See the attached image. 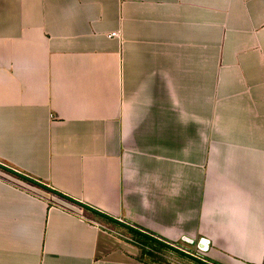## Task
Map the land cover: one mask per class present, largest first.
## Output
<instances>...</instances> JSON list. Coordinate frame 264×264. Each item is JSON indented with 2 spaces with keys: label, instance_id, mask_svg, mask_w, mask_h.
I'll use <instances>...</instances> for the list:
<instances>
[{
  "label": "crops",
  "instance_id": "0c3cea01",
  "mask_svg": "<svg viewBox=\"0 0 264 264\" xmlns=\"http://www.w3.org/2000/svg\"><path fill=\"white\" fill-rule=\"evenodd\" d=\"M0 163V264H264V0H0Z\"/></svg>",
  "mask_w": 264,
  "mask_h": 264
},
{
  "label": "rangeland",
  "instance_id": "374dc122",
  "mask_svg": "<svg viewBox=\"0 0 264 264\" xmlns=\"http://www.w3.org/2000/svg\"><path fill=\"white\" fill-rule=\"evenodd\" d=\"M190 248H191V250H193L194 255L199 254L198 252H195L198 250V248L195 245H193ZM182 249H184V251L190 252L188 250H185V248H182ZM159 251L160 252L155 254V255H157L158 258H161L163 264H197L195 260L188 258L184 255H181L178 252H175L169 248L168 249L167 248H165V249L161 248Z\"/></svg>",
  "mask_w": 264,
  "mask_h": 264
},
{
  "label": "water",
  "instance_id": "95a60500",
  "mask_svg": "<svg viewBox=\"0 0 264 264\" xmlns=\"http://www.w3.org/2000/svg\"><path fill=\"white\" fill-rule=\"evenodd\" d=\"M0 167L3 168V169H5V170H7V171H9V172H12V173L18 174L19 176H21V177L27 179L28 181H31V182L36 183V184H41V183L38 182L37 180H35V179H33V178H30V177H28V176L22 175V174H20L19 172L15 171V170H13V169H11V168H8V167L4 166V165L1 164V163H0ZM41 185H43V184H41ZM43 186L46 187L45 185H43ZM47 188H48V187H47ZM48 189H49V188H48ZM49 190H50V189H49ZM78 204H80L81 206L86 207V208H89V209L92 210V208L86 206L85 204H81V203H78ZM96 212H97V211H96ZM97 213L101 214L100 212H97ZM101 215L106 216V215H104V214H101ZM107 218H109V217H107ZM110 219H111L112 221H115L116 223H118V224H120V225H122V226L128 228V229L136 230L135 228H133L132 226L126 224L125 222H122V221H120V220H116V219H113V218H110ZM187 241L193 243V240H187ZM160 242H161L163 245L167 246L169 249H172V250H174V251H176V252H178V253H180V254H182V255H185V256H187V257L193 259V260H196V261H200V262H202V261L199 260L197 257H195L194 255H192L191 253H189V252H187V251H184V250H182V249H180V248H178V247H176V246H173V245H171V244H168V243H166V242H162V241H160ZM200 243L202 244L201 241H200ZM200 243H199V244H200Z\"/></svg>",
  "mask_w": 264,
  "mask_h": 264
},
{
  "label": "trees",
  "instance_id": "16d2710c",
  "mask_svg": "<svg viewBox=\"0 0 264 264\" xmlns=\"http://www.w3.org/2000/svg\"><path fill=\"white\" fill-rule=\"evenodd\" d=\"M129 231L137 238V240H139L140 242H142L144 244H148L150 246H156L158 248L167 247V246L163 245L160 241H158L155 238H153V236L151 234H145V233L140 232L138 230H131V229H129ZM196 263L197 264H204V263H201V262H196Z\"/></svg>",
  "mask_w": 264,
  "mask_h": 264
},
{
  "label": "built area",
  "instance_id": "2783aa9c",
  "mask_svg": "<svg viewBox=\"0 0 264 264\" xmlns=\"http://www.w3.org/2000/svg\"><path fill=\"white\" fill-rule=\"evenodd\" d=\"M15 184H17L19 187H25V184L22 182V181H20V180H18V179H14V181H13ZM97 224V223H96ZM97 225H99V224H97ZM101 227H104V226H101ZM204 242V241H203ZM205 244H206V242H204Z\"/></svg>",
  "mask_w": 264,
  "mask_h": 264
}]
</instances>
